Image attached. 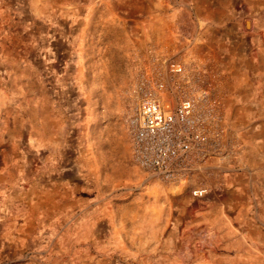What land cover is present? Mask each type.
I'll list each match as a JSON object with an SVG mask.
<instances>
[{
  "label": "rangeland",
  "instance_id": "obj_1",
  "mask_svg": "<svg viewBox=\"0 0 264 264\" xmlns=\"http://www.w3.org/2000/svg\"><path fill=\"white\" fill-rule=\"evenodd\" d=\"M151 49L216 95L220 150L174 183L122 120ZM0 264H264V0H0Z\"/></svg>",
  "mask_w": 264,
  "mask_h": 264
},
{
  "label": "built area",
  "instance_id": "obj_2",
  "mask_svg": "<svg viewBox=\"0 0 264 264\" xmlns=\"http://www.w3.org/2000/svg\"><path fill=\"white\" fill-rule=\"evenodd\" d=\"M123 93V125L132 162L174 183L218 154L222 131L212 85L194 62L149 50ZM206 189L192 190L196 198Z\"/></svg>",
  "mask_w": 264,
  "mask_h": 264
},
{
  "label": "crops",
  "instance_id": "obj_3",
  "mask_svg": "<svg viewBox=\"0 0 264 264\" xmlns=\"http://www.w3.org/2000/svg\"><path fill=\"white\" fill-rule=\"evenodd\" d=\"M128 144H129V142H128ZM129 149H130V147H129Z\"/></svg>",
  "mask_w": 264,
  "mask_h": 264
}]
</instances>
